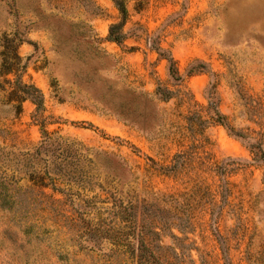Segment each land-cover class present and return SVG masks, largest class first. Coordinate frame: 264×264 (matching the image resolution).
I'll list each match as a JSON object with an SVG mask.
<instances>
[{"label": "rangeland", "instance_id": "374dc122", "mask_svg": "<svg viewBox=\"0 0 264 264\" xmlns=\"http://www.w3.org/2000/svg\"><path fill=\"white\" fill-rule=\"evenodd\" d=\"M15 53L0 73V264H264V0H0V71ZM17 83L40 91L39 115ZM128 88L171 92L153 132L94 100ZM41 129L89 150L86 177L30 160Z\"/></svg>", "mask_w": 264, "mask_h": 264}, {"label": "trees", "instance_id": "16d2710c", "mask_svg": "<svg viewBox=\"0 0 264 264\" xmlns=\"http://www.w3.org/2000/svg\"><path fill=\"white\" fill-rule=\"evenodd\" d=\"M121 14L124 15L125 11L120 10ZM118 26H111L108 34V38L113 41H119L121 38L120 34H115ZM3 61L1 65L0 73L2 75H9L16 71L21 59L18 54H13V63L7 62V58L3 55ZM169 63L168 70L171 75L176 73L174 63L172 59L166 60ZM18 88H13L12 93L15 101L20 105L25 100H30L36 107L37 114L43 108V96L40 91L33 85H24L21 83L16 84ZM123 94V95H121ZM171 92L165 88H157L153 94H147L145 92H137L131 88L123 90V93H118V103L114 105H107L105 102L99 99H94L100 103L107 111L111 112L118 119L137 126L144 132L151 133L158 126L159 122V109L158 104L165 102L170 99ZM211 111L210 120L215 123L222 125L223 116L220 115L218 110L214 108L212 104L209 105ZM37 117V120H41V124L44 120ZM199 125L202 126L205 122L199 120ZM42 140L38 147L32 154H27L30 160H34L36 163H41L44 160L42 157H48L47 165L55 170V173L60 176L67 178L72 183L75 179L86 177V174L90 171L91 160L88 159L89 150L83 147L81 144L64 139L58 136H54L48 133L46 130L41 129ZM257 154V153H256ZM117 167L122 169L125 173L128 172L125 163L116 156L107 155ZM115 169V167L113 168ZM116 170V169H115ZM112 170V175L117 179H121V174ZM88 177V176H87ZM67 181V182H68ZM140 258L150 264H160L152 254H144ZM150 261V262H149Z\"/></svg>", "mask_w": 264, "mask_h": 264}]
</instances>
